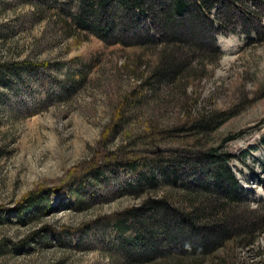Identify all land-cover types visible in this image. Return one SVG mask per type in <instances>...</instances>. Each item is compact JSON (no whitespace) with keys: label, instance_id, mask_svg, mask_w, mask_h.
I'll return each instance as SVG.
<instances>
[{"label":"rangeland","instance_id":"1","mask_svg":"<svg viewBox=\"0 0 264 264\" xmlns=\"http://www.w3.org/2000/svg\"><path fill=\"white\" fill-rule=\"evenodd\" d=\"M36 1L0 0V264H156L163 252L180 253L172 238L177 222L172 221L169 234L152 223L139 228L134 222L125 223L129 228L121 233L115 220L155 207L156 201L185 211L190 206L181 200L184 185L201 176L184 158H205L203 151L227 157L238 186L231 201H219L231 207L234 228L255 223L257 239L229 245L218 259L202 264H264V0L232 5L231 30L219 28L217 34L196 21L182 20L170 29L153 21L148 26L153 43H142L144 50L106 45L94 37L66 38L54 27L51 11L36 13ZM243 7L253 14L245 15ZM221 13L217 6L211 17ZM136 20L142 30L123 39L146 33V18L138 13ZM164 32L170 38L180 34L187 43L172 47ZM164 47L186 65L184 78L181 84L145 86L143 78L160 65ZM92 57L97 60L90 62L86 79L72 85L69 75L82 68L79 60ZM132 92L126 118L109 137L108 148L136 139L147 123L164 130L160 141L129 146L128 155L132 160L163 157L165 169L175 173L170 177L175 186L157 169L160 180L152 187L146 182L139 187L129 167L112 162L95 173L100 142L118 105ZM135 96L141 97L139 103ZM211 112L218 119L201 138L206 146L181 142L180 137L194 135L184 115ZM204 168L201 180L213 187L218 163ZM44 189L51 195L43 198L41 209L27 208L26 199ZM202 197V207L217 201L213 194ZM153 232L155 242L142 259L141 239Z\"/></svg>","mask_w":264,"mask_h":264},{"label":"trees","instance_id":"2","mask_svg":"<svg viewBox=\"0 0 264 264\" xmlns=\"http://www.w3.org/2000/svg\"><path fill=\"white\" fill-rule=\"evenodd\" d=\"M239 0H37L34 2L36 7L35 11L39 15H44L45 11H51L49 18L52 20L54 27H60L62 29L63 35L66 38L72 37H83L84 39L88 37H94L106 45H121L123 49H139L143 44L153 43L151 40V35L149 33V28L151 22H156V25L162 23L163 28L166 29L173 28L174 24L178 22L182 24V20H189L191 22L196 21L198 25H205V29L217 34L220 32L219 28L231 30L230 26L232 24L230 8L232 5H238ZM158 3V4H157ZM158 5L157 7H155ZM217 6L223 8L224 13L218 15L217 17H211V12ZM240 6V5H239ZM241 7V6H240ZM158 8V9H156ZM150 10L151 12H148ZM244 14L251 16L253 11L249 7L244 8ZM141 13L146 21H143V25L146 26L145 34H139L135 37L132 36L131 40L123 39V35L129 31L135 33L136 30H142L140 23L136 20V14ZM181 17V21H179ZM149 22V24H148ZM148 24V25H147ZM108 27V28H107ZM114 30L118 32V36H110V33ZM222 30V31H223ZM253 32V31H252ZM163 35H166L164 32ZM180 34L172 35V37H167L171 46L174 45H184L187 40L180 38ZM168 43V44H169ZM138 46V47H137ZM173 47V46H172ZM142 50L147 49V46ZM179 49V48H178ZM166 47L161 51L159 57L160 62L158 67L155 68L152 73L147 77L143 78V83L151 88V86H158V82L167 81L172 85L176 82L181 84V80L184 78V73L186 70V65L183 63H177L176 56L169 55L166 52ZM145 51H142V53ZM97 60V58H91V60L82 62V68H76L72 76V85H78L86 79L87 70L90 68V64ZM91 62V63H90ZM71 85V86H72ZM143 85V86H144ZM66 86V85H64ZM143 86H140L142 89ZM152 87V88H153ZM66 88V87H65ZM66 90H68L66 88ZM134 93L128 94L123 101L117 107V112L112 119V124L108 129L107 135L100 142V153H97V157L93 161V166L98 170L103 163H114L116 167L127 166L130 168V172L134 175L135 182L139 187L144 186V182L147 187L157 186L159 183V177L155 175L154 169L162 172L163 180L170 185L175 186L176 182L172 184V179L175 173L169 174V171L165 169V159L163 157H153L151 159H133L129 157V146L140 145L143 143L153 144L156 141H160L164 135V130L155 128L153 124H146L145 130L140 135H137L132 141H128L124 146L117 148L116 150H111L108 148L109 137L114 134L126 118V110L129 104H131V98ZM140 96H145L143 91ZM131 97V98H130ZM136 102L139 103L141 97L135 96ZM184 122H192L194 135L190 137H180L184 135H178L182 140L181 142H192V144L197 145V148H204L206 145L200 144L201 138L207 136L212 130L213 126L216 124L218 117L214 113L200 114L197 116H192L191 114L184 115ZM191 129V128H190ZM183 132V131H181ZM167 134V133H166ZM178 140V137L174 138ZM192 140V141H191ZM202 153L205 158L198 159L184 158L186 164L192 167L196 173L199 172L201 178L191 185L190 183H185L184 197L182 202L186 204L187 207L185 211H180L175 207H170L166 201H156L154 202L155 207H142L139 209H134L132 213L124 219H116L118 222V230L126 231L131 222L134 225L145 227L148 223H152L156 226L158 231L163 232V234H169L172 226V221L177 222L179 227H174V237L179 244L180 253H174L171 251L163 252L160 254V259L156 261V264H202L205 261H213L218 259L223 252H226L229 245L251 244L257 239L254 227L255 223L244 226L242 228H234V216H230V208L226 207L225 201L221 202V197L231 201L232 194L234 195L237 191L238 182L237 179L227 165V157L224 155H214L211 152ZM197 155V156H199ZM131 156V155H130ZM131 158V159H129ZM207 162L213 164L218 163V168L213 171L214 186L211 187L210 184L204 182L205 176L204 167ZM92 166V167H93ZM197 168V169H196ZM140 172H139V171ZM101 170L95 173L100 174ZM198 171V172H197ZM171 177V178H170ZM78 191V190H77ZM51 191L49 189H44L42 191L32 193L30 197L26 200V207L29 209H41V204L43 198L49 199ZM79 192V191H78ZM203 194H213L217 196V201L210 203L211 207H202V195ZM78 197V196H77ZM79 202V201H78ZM233 213V212H232ZM137 217L135 219V217ZM133 218V219H132ZM134 220V221H133ZM151 225V224H150ZM244 224H242L243 226ZM253 229V230H252ZM257 228V231L261 229ZM132 229L130 228L129 231ZM153 234V235H152ZM143 237L141 239V244L145 246L144 254L141 255L142 259L147 258L148 245L154 243V238L156 237L155 232ZM181 234V235H180ZM171 235V234H170ZM168 235L167 238L171 237ZM140 261H144L139 259Z\"/></svg>","mask_w":264,"mask_h":264}]
</instances>
